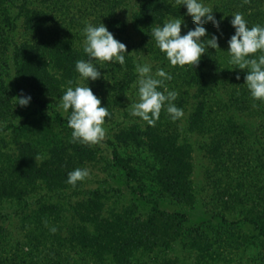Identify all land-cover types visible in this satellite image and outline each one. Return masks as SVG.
Returning a JSON list of instances; mask_svg holds the SVG:
<instances>
[{
	"label": "trees",
	"instance_id": "obj_1",
	"mask_svg": "<svg viewBox=\"0 0 264 264\" xmlns=\"http://www.w3.org/2000/svg\"><path fill=\"white\" fill-rule=\"evenodd\" d=\"M118 2L0 0V203L15 204L14 215L27 211L32 213L33 221L49 224L64 217V211H56V205L46 202L52 199L59 201L68 192V197L83 196L84 199L76 205L80 210L79 218L88 224L79 232L55 236V244L48 249L47 256L37 252L31 242L22 245L26 246V257L21 259L17 256L14 263L77 264V259L72 258L76 256L80 257L78 264H139L142 254H166L174 244H179L194 250L201 260L209 264H232V255L248 245L240 232L243 225H252L257 230L260 251L255 256L264 262L263 197L256 195L250 201L249 209L259 207L257 220L253 217L237 218V221L229 222L222 215L215 226L211 225V219L191 224L183 209L185 206L191 208L194 202L189 136L203 135L218 141L227 136L236 144L252 138L260 146L254 155L260 162L255 166L264 169V159H261L264 158V145L261 144L264 141V100L251 97L244 84L246 70L229 63L230 57L225 48V42L235 31L230 24L231 16H226L225 12L235 14V6L222 1L211 7L216 19L221 20V49L209 47L194 68L190 65H170L150 36L151 29L162 25L169 16L182 18L186 12L182 4H177L176 0H139L128 27L115 12ZM262 5L264 7V2ZM244 9L247 11V7ZM243 15L249 27L264 21V11L260 15L255 9H249ZM100 22L116 39L126 44L129 52L125 53L123 66L110 62L100 65L105 79L89 80L92 91L101 99L102 106L108 109L109 115L104 122L114 119L124 99L137 88L129 29L139 35L144 55L152 49L157 52L155 57H159V61L156 67L163 68L172 77L165 80L159 90L164 91L165 87L169 91L175 90L178 96L173 103L184 113L173 120L166 108H162L154 125L146 122L141 128L134 124L122 131L120 137L117 136V140L122 139L119 142L131 143L150 153L152 165L148 175L152 187L135 188L130 185L137 180L136 170L129 159L112 147L110 167L120 172L124 184L138 197L121 214H110V217L101 215V200L106 195L105 191L85 190L81 181L75 185L67 183V174L92 161L94 152L90 144L72 141L67 116L57 109L56 103L69 80L73 81V87L79 82L75 62L87 59L82 48L85 38L83 28L88 23ZM205 27L209 35L215 33L220 36L210 22ZM237 73L241 77L239 80L236 79ZM83 84L87 86V81ZM21 89L32 97L26 107L15 106L14 97L21 93ZM252 116H257L260 121L256 126L258 132L246 123ZM34 120L50 122L59 128L63 140H52L44 151L30 140H19L22 130ZM182 123L183 127H180ZM213 149L216 153L218 147ZM41 188L45 192L43 199L38 192ZM246 196V193L242 194V198L238 196L239 207L244 204L242 199L250 200ZM138 204L141 208L149 207L143 219L138 215ZM168 205L174 206V210L168 209ZM28 217L27 214L25 218ZM229 250H232L231 253Z\"/></svg>",
	"mask_w": 264,
	"mask_h": 264
},
{
	"label": "rangeland",
	"instance_id": "obj_2",
	"mask_svg": "<svg viewBox=\"0 0 264 264\" xmlns=\"http://www.w3.org/2000/svg\"><path fill=\"white\" fill-rule=\"evenodd\" d=\"M118 1L119 5L116 7L115 12L117 16L130 27V16L137 10L139 0ZM222 1L229 2V5H234L236 10L234 9L233 13H240L243 17H245L243 13L245 12L247 14L249 9H255L260 15H262L264 11L262 5L264 0H204V3L212 7ZM252 1L255 2V6H252ZM244 7H247V11ZM238 8L239 10L237 11ZM225 13L226 16H231L229 18L232 19V15H234L232 12L228 11ZM181 19H183V17ZM185 20L188 27L193 25L190 16H185ZM259 25L264 26V21L261 23L259 22ZM186 31L187 29L182 25L181 34L183 35ZM129 32V44L131 46L130 54L133 58L134 65L146 59L152 64V68H154L155 71L157 69L155 64L159 61V57H155L157 56V52L154 53L155 51L152 49L146 51L144 55L143 47L139 45V35L131 29H129ZM226 43L227 42H225V48L228 49V44ZM134 74L136 75L137 81L135 68ZM136 89L137 88H135L133 94H128L124 99L123 105L117 109L114 119L111 122H104V139L99 143L90 144V148L94 152V159L85 162L79 167L89 170V176L81 181L85 190L98 189L101 192L105 191L106 195L104 199L101 200L103 205L101 208V215L103 217H110V214H121L131 205L132 201L136 200L138 197V194L131 192L124 184L125 181L120 172L110 167L109 163L112 147H114L122 157L129 159L136 170L137 180L131 182L130 185L135 188L137 186H145V188L148 189L152 187V182L148 175L150 166L152 165L150 153L146 149L142 147L137 148L131 143L119 142V140L122 139L117 140V136L132 125L135 124L143 128L146 124V121L130 114L131 102L134 103L137 100ZM246 123L248 126L255 128L254 130L258 132L256 126L260 121L257 116H252L250 120H246ZM52 125L53 124L50 122L34 120L24 131L22 130L19 140H30L32 144L44 151L50 146L52 140H63L60 129ZM182 125L183 123L180 127H183ZM118 137H120V135ZM218 140L219 139L209 140L203 135L195 134L188 137V142L192 150L193 167L190 178L194 202L190 206L191 208L185 206L183 209L188 214L189 222L191 224H197L207 222L206 220L211 219V225L215 226L219 223V219L222 215H224L229 222H235L238 220L237 218L249 219L253 217L257 220V218H259L257 217L259 215V207L256 206L254 210L253 208L249 209V206L250 201L252 202L256 195L264 198V169L255 166L260 160L257 161L256 157H254V155H256L255 151L260 148V146L252 138L240 141L239 144L234 143L235 141H232V139L230 140L227 136L222 141ZM261 144L264 145L263 140ZM213 147H218L216 153H213ZM261 159L264 158L261 157ZM251 162L253 163L251 164ZM38 192L41 199H43L45 193L44 189L41 188ZM236 193H238V195H235ZM243 193H246L250 200L246 201L242 199L241 202H244V204L242 207H239L240 201L237 200H239V197L242 198ZM62 198L63 199L59 201L58 199H52L50 202H46L53 206L56 205V211H58V209L64 211V217L62 216L57 222L49 224H43L42 221L37 220L33 221L34 218H31L32 213L30 214V212L27 211L25 214L30 216L27 219L25 218L26 215L23 213L14 215L13 212L16 210L15 204L9 202L0 203V258H2L0 264H16L14 260L17 256L21 257V259H25L26 256L24 252L26 251V246L22 245L26 243L29 244L30 242V245L38 250L37 252L47 256L49 252L48 249L54 246L53 243L55 244V236H67L70 233L79 232L81 227L88 226L87 223H84L79 218L80 210L76 205L84 199L83 196L72 198L68 197L67 192ZM138 208V215L143 219L149 207L144 206L141 208L139 205ZM174 208V206L168 205V209L174 210ZM53 228L56 230L52 231ZM240 232H242L247 240L248 245L245 249H240L237 254H233L234 252H232V260H234L232 264H264V262H260L256 259L255 256L260 251V238L257 236V230L252 225H243ZM16 242L20 244L15 245ZM231 251L232 250H229L230 253ZM72 258L77 259L79 263L80 257L72 256ZM170 261L172 262L171 264H209L201 260L194 250L182 247L179 244H174L172 250L166 254L160 252L156 254L154 252L144 253L139 257L138 263L167 264V262ZM61 264L63 263L61 262Z\"/></svg>",
	"mask_w": 264,
	"mask_h": 264
},
{
	"label": "clouds",
	"instance_id": "obj_3",
	"mask_svg": "<svg viewBox=\"0 0 264 264\" xmlns=\"http://www.w3.org/2000/svg\"><path fill=\"white\" fill-rule=\"evenodd\" d=\"M177 4L186 7L181 18L169 16L162 25L151 29L150 36L156 46L163 52L172 66L190 65L195 68L208 48L221 49L219 39L223 35L220 30L221 20H217L210 6L204 0H176ZM185 16H190L193 27H188ZM211 23L220 32L209 35L206 24ZM230 24L234 34L227 40L229 63L238 69L246 70L244 81L252 98L264 100V26H248L242 14L232 15ZM182 25L187 31L182 35ZM83 52L87 59H78L75 62V71L79 74L78 83L73 87L69 80L62 97L57 103V109L67 116L68 127L72 130L73 142L96 144L105 137L103 127L105 118L109 115L106 106H102L101 99L94 94L89 86V80L105 79L102 77L100 65L103 62L125 64L127 46L116 39L108 27L88 23L83 28ZM204 38V39H202ZM259 55H252L257 54ZM235 68V69H236ZM137 73V100L131 102L130 114L141 118L149 125H154L160 117L162 108H166L171 119L176 120L184 115L183 109L173 103L178 93L175 90H159L165 80H170L171 74L163 68H157L153 73L152 64L146 59L135 65ZM158 77V78H157ZM240 74H236L239 80ZM87 81V86L83 84ZM166 93V94H165ZM15 98V106L26 107L30 104V94L21 93ZM38 159V157L36 158ZM89 176L87 168H75L67 174V183L75 185L78 181ZM56 229L53 228L52 231Z\"/></svg>",
	"mask_w": 264,
	"mask_h": 264
}]
</instances>
